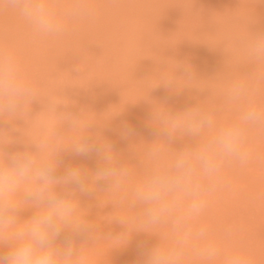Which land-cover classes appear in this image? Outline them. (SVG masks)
Here are the masks:
<instances>
[{
  "label": "rangeland",
  "instance_id": "obj_1",
  "mask_svg": "<svg viewBox=\"0 0 264 264\" xmlns=\"http://www.w3.org/2000/svg\"><path fill=\"white\" fill-rule=\"evenodd\" d=\"M94 21L72 24L61 37H38L13 12L0 10V48L20 57L38 95L12 120L0 118V152L22 149L21 141L55 145L65 135L57 112L82 110L99 126L92 131L109 140L123 161L142 175L148 166L145 152L156 137L148 121L161 103L182 109L199 103L216 113L220 123L231 121L239 106L225 102L224 89L233 79H249L264 101V64H256L243 43L264 31V0H93ZM177 63L192 66L194 77L176 72ZM176 72V75H175ZM174 81L178 92L163 83ZM155 87V88H154ZM58 104L57 112L49 104ZM68 104V105H67ZM67 105V106H65ZM127 122L135 135L122 139L117 129ZM249 141L260 159L247 166L226 165L223 180L208 197L199 223L209 227L223 247L244 251L251 264H264V132L252 129ZM189 138L165 146L169 154ZM65 164L95 170L98 161L62 154ZM63 168L60 169L62 173ZM83 214L97 225L93 241L85 245L90 264H139L141 243L148 246L166 227L141 230L129 222L131 243L120 247L126 231L117 220L138 215L121 204V194L101 182L91 195L80 196ZM32 209L22 213L31 215ZM230 235L226 236V231ZM158 237H156V236ZM113 236V237H109ZM184 264H203L189 256Z\"/></svg>",
  "mask_w": 264,
  "mask_h": 264
},
{
  "label": "clouds",
  "instance_id": "obj_2",
  "mask_svg": "<svg viewBox=\"0 0 264 264\" xmlns=\"http://www.w3.org/2000/svg\"><path fill=\"white\" fill-rule=\"evenodd\" d=\"M2 9L13 12L38 37H61L70 25L98 16L93 0H0ZM243 47L250 60L264 64V31L252 32ZM177 71L187 79L194 77L188 63H177ZM254 79L264 80V73ZM163 85L179 91L174 81ZM37 95L16 51L0 48V118L15 119ZM258 96L259 88L249 79L231 80L224 89L225 102L239 106V111L224 123L199 103L182 109L153 106L148 124L156 138L148 143V166L139 176L109 140L92 131L100 124L87 119L85 111L57 112L58 104L50 103L65 130L55 145L27 140L21 141L20 150L0 152V264H90L85 245L94 240L97 225L83 214L80 196L93 194L101 182L107 191L121 194L119 203L138 211L135 217L117 220L126 227L114 236L123 238L120 247L131 243L133 232L153 235L148 229L167 228L159 238L155 235L157 242L151 246L138 245L139 264H184L189 256L203 264H251L244 251L223 247L199 218L226 165L244 167L260 159L249 141L252 129L264 132V101ZM116 131L122 139L136 134L127 122ZM184 138L190 142L172 154L165 151ZM64 153L94 155L97 167L89 172L65 164ZM27 209L32 212L24 218ZM132 221L141 230L129 234L127 224Z\"/></svg>",
  "mask_w": 264,
  "mask_h": 264
}]
</instances>
